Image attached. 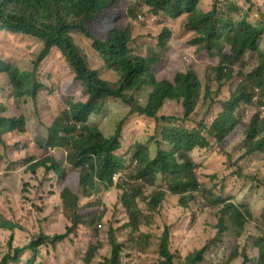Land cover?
Here are the masks:
<instances>
[{"label":"trees","instance_id":"16d2710c","mask_svg":"<svg viewBox=\"0 0 264 264\" xmlns=\"http://www.w3.org/2000/svg\"><path fill=\"white\" fill-rule=\"evenodd\" d=\"M201 2L0 0V30L34 37L42 43L40 52L25 69L0 58V90L10 97L9 102L0 101V164L10 169L11 163L19 165L26 158L20 152L30 141L25 132L27 119L23 113L13 114L11 103L28 97L37 105L41 91L48 88L41 73L43 62L57 51L73 74L61 83L67 96L61 112L49 124L38 120L33 127L38 131L41 124L46 129L33 141L42 150L40 156L29 159L23 170L24 174L31 172L23 181L22 191L27 203L37 210L35 217L25 220V202L20 199L0 197V241L7 246L0 264H53L60 259L62 264H71L75 256L82 264H132L131 250L141 256L140 261L153 259L152 264H209L214 249L229 244L228 237L241 234L252 215L249 207L241 202H226L216 195L213 202L206 204L219 206L213 210L215 224L207 222L214 232L205 230L208 236L184 256L177 253L170 240L175 222L165 223L161 232L153 230L157 218L165 220L168 216L170 205L162 208L169 198L175 197L181 208L190 210L192 203L204 199L209 192L199 181L192 157L196 148L211 147L207 135L222 152H229L239 142L241 151L233 162L237 176L264 187V176L259 178L257 170L246 171L241 166L242 160L255 155L264 161V117L260 116V106H264V27L254 22L249 0H244L246 9L228 1L220 7V0H213L208 11L202 10ZM118 12L128 19L141 13L157 21L162 27L155 46L148 47L143 55L132 49L134 29L130 23L107 21L108 30L103 35L92 29V23ZM181 19L183 29L192 34L188 43L194 47L193 63L206 61L207 65L201 76L192 65L175 73L172 80L159 79L157 72L164 68L171 51L173 33L168 23ZM76 36L91 42L100 69L111 72L115 81L103 79L91 68ZM78 88L85 99L74 97ZM147 89L146 101L141 103L136 95ZM108 98L120 100L128 111L114 132L105 136L90 119L103 112ZM170 101L179 104V113L160 115ZM248 106L254 109L247 115ZM129 118L157 123L150 136L153 141L159 137L154 148L136 141L126 156L119 153L123 147V123ZM166 119L168 125L161 126ZM13 149L15 155L11 153ZM63 149L67 154L61 163L55 153ZM263 164L259 162L256 168L261 171ZM129 168H133L130 175L113 181L115 173ZM1 173L3 195L4 185L8 184ZM157 179L161 181L158 187ZM52 180L55 191L51 196L61 200L60 207L54 209L59 210L57 215L64 224L61 229L56 225L48 228L47 224L54 219V212L48 211L50 192L44 193L41 187L44 181V187L46 183L50 186ZM149 187L153 189L147 194ZM112 188L118 191L122 222H109L103 234L101 223L107 209L95 201L83 204L82 199L91 198L99 189ZM17 234L25 238L24 242L16 243ZM252 246L257 263L264 264V235ZM108 248L107 254L102 252ZM231 253L224 263L216 258L211 264H230L236 251ZM125 254L128 260H124ZM242 255V262H248L249 258Z\"/></svg>","mask_w":264,"mask_h":264},{"label":"rangeland","instance_id":"374dc122","mask_svg":"<svg viewBox=\"0 0 264 264\" xmlns=\"http://www.w3.org/2000/svg\"><path fill=\"white\" fill-rule=\"evenodd\" d=\"M227 1L233 2L244 9L248 6L244 4V0H220V7H223ZM212 2L213 0H202V10H210ZM249 2L251 4L250 8L254 22L259 23L264 27V0H249ZM107 21H113L114 23L120 24L130 23L134 29V42H132L130 46L141 55L146 52L148 47L155 46V37L162 27L157 21L151 17H145L141 13H138L133 19H128L122 12H118L116 15H111L102 21L98 20L92 23L91 27L96 33L103 35L108 30ZM183 23V19L168 23L173 33V37L170 40L171 51L168 54V60L164 68H161V71L157 70V77L159 79L165 78L172 80L175 73L179 71L184 72L192 65L197 74L201 76L202 70L207 65L206 61H197L193 63L194 59L192 53L194 47L189 46L188 43L192 38V34L183 29ZM262 39L264 41V33ZM76 42L85 51L91 68L99 72V76L103 79L115 81V77L112 76L111 72L107 69H100V60L95 55L91 42L80 36H76ZM41 48L42 43L34 37L12 35L8 31L0 30V58L7 62L19 65L22 69L31 65V61L36 58V55L40 52ZM41 73L47 82L48 88L41 91V97L38 99L37 105H35L34 101L28 97L16 99L11 103V109L13 110L11 112H13V114L23 113L27 119V128L25 132L29 134L30 141L27 142L26 150L24 152L21 150L20 152L21 155H26V158L22 160V164L14 165L11 163L13 166L10 169L6 166L7 164H0V171H3L1 175H6L5 180L8 184V186L4 185L6 191L3 195L0 194V197L5 196L13 201L20 199V201L25 202L23 207V216L25 220L30 218L33 220L37 210L27 203L26 194L22 191L24 179L27 180L30 177L28 174H31V172L24 174L23 170L29 159L31 160L32 158L40 156L39 154L42 150H40L33 141L46 131L45 127L40 123V130L36 131L33 127L37 124L38 120H41L45 125L49 124L54 116H57L61 112V107L65 106L64 100L67 97L62 92L61 83L66 78L72 77L73 75L64 59L59 56L57 51L52 52V54L43 62ZM148 88L150 89V86ZM149 89L142 93H137L136 96L141 103H145ZM8 94V92L3 93L0 90V101L9 102L10 97ZM74 97L76 99H85V96L82 95L79 88L75 92ZM253 109V107L248 106L245 108V113L248 115ZM179 110V104L170 101L159 114L163 116H173L179 113ZM127 111L128 107L120 100L108 98L103 112L100 115L91 117L90 120L98 125L105 136H109L114 132V129L121 118L126 116ZM213 114L214 110L208 118ZM168 122V119L162 120L161 126L168 125ZM156 124L157 123L152 119H127L123 123V147L119 150V153L126 156L131 146L136 141L143 142L149 147L154 148V142L159 139V137L157 136L153 141V138L150 139V136L153 134ZM159 130L160 128L158 129V132ZM207 137L211 141V147L207 150L196 148L192 152V157L196 161V171L199 181L202 182L203 188H208L209 192L205 193L204 199H198L197 203H192V209L190 210L181 208L175 197L169 198L163 203L162 208L163 210L165 206L170 205L167 209L168 216L165 220L162 217L157 218L153 223V230L155 232H161L165 223L171 224L172 222H175V227L173 228L174 234L171 230L170 240L173 243V248L178 249L177 253L184 256L193 248L199 246L202 238L206 235L208 236V233H206L205 230H212V232H214V229L209 226L207 222L215 224V214H213V210L219 206L213 205L212 207H207L206 204L208 202H213L215 200V195L217 197H222L226 202H241L244 203L246 208L249 207L248 209L252 213L249 221H247L245 228L239 236L228 237L227 240H229V244L220 247V249L216 251L215 249L212 251L214 257H211L209 264H211L216 258L224 263L230 259V254L234 251H236L235 257L232 258L233 261L231 260L230 264H242V254H245V256L249 258V261L244 262L243 264H258L255 256L256 253L252 245L259 236L264 235V187H261L255 182L253 183L250 179L243 180V178L237 176L239 172L233 162L241 151V144L239 142L235 143L232 148L230 147L229 152H222L218 144L210 136L207 135ZM19 139L20 138H18V140ZM11 153L15 155L16 150L13 149ZM55 154H57V160L64 163L67 152L63 149ZM229 154L232 156L231 159H229ZM259 162H264L262 156L255 155L249 157V159L242 160L241 166L246 171L257 170V175L261 178L264 176V164L260 171L256 168L259 166ZM132 170L133 168H129L128 170L122 171L121 174L124 176L125 174L130 175ZM20 175H22V177H20ZM211 175H215V177L212 178ZM39 176L43 175L39 173ZM44 182L41 189L44 193L47 191L50 192L47 196L49 202L48 211L54 212V219L47 221L48 228L56 225L57 229H61L64 224L60 221V218L57 215V211L59 210H54L55 208L60 207L61 200L51 196L55 191L51 185H55V181L52 180L50 186L49 183H46L45 187ZM21 184L22 188H20ZM160 184V179H157L155 181V186L158 187ZM152 189L153 187H149L147 194H149ZM235 198L238 200H235ZM36 201L39 204V200L36 199ZM94 201L100 203L101 206H104L107 209V212L105 213L106 216L104 215V219L101 223V231L103 234H106L109 222H112L113 225L116 222L118 224L122 222V211L120 210L121 205L118 202V191L114 188L111 190L99 189L91 198L82 199L83 204ZM141 208L145 211H149L144 205H141ZM17 238L16 243L24 242L23 239L25 238L23 236L17 234ZM134 248H136V246ZM6 250L7 246L3 241H0V258ZM109 250V248L107 250L103 249L102 252L107 254ZM125 251H129V249H126ZM131 251L132 255L129 257H132V264L153 263V259L150 261H140L141 256L136 254L134 250ZM58 252L60 251H57V253ZM125 256L127 255H124V260H128ZM144 258H146V256L142 257V259ZM82 263V260L76 256L71 262V264ZM18 264L24 263L20 262ZM53 264H62V259L57 260Z\"/></svg>","mask_w":264,"mask_h":264},{"label":"built area","instance_id":"2783aa9c","mask_svg":"<svg viewBox=\"0 0 264 264\" xmlns=\"http://www.w3.org/2000/svg\"><path fill=\"white\" fill-rule=\"evenodd\" d=\"M260 116L264 117V106H263V105L260 106ZM117 178H118V175L115 174V175L113 176L114 181H116Z\"/></svg>","mask_w":264,"mask_h":264},{"label":"clouds","instance_id":"9594fccd","mask_svg":"<svg viewBox=\"0 0 264 264\" xmlns=\"http://www.w3.org/2000/svg\"><path fill=\"white\" fill-rule=\"evenodd\" d=\"M115 174H117V175H118V178H117V180H116V181H114V179H113V181L116 183V182H117V181L120 179V177L122 176V174H121V172H120V173H115ZM115 174H114V175H115ZM114 175H113V176H114Z\"/></svg>","mask_w":264,"mask_h":264}]
</instances>
